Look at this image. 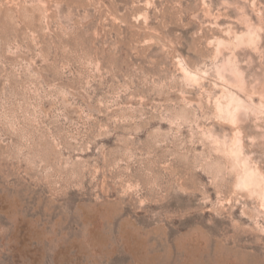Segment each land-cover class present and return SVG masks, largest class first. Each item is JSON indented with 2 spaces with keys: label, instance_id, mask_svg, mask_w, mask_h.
Listing matches in <instances>:
<instances>
[{
  "label": "rangeland",
  "instance_id": "obj_1",
  "mask_svg": "<svg viewBox=\"0 0 264 264\" xmlns=\"http://www.w3.org/2000/svg\"><path fill=\"white\" fill-rule=\"evenodd\" d=\"M226 91L264 106V0H0V264H264Z\"/></svg>",
  "mask_w": 264,
  "mask_h": 264
},
{
  "label": "bare ground",
  "instance_id": "obj_2",
  "mask_svg": "<svg viewBox=\"0 0 264 264\" xmlns=\"http://www.w3.org/2000/svg\"><path fill=\"white\" fill-rule=\"evenodd\" d=\"M205 13H206V11H205ZM253 29H255V28H253ZM252 30V29H251ZM251 30H249L248 32H247V42L248 43H250V42H252L253 40H252V35L253 34H255V33H253ZM260 30V29H259ZM258 31V30H257ZM237 32V31H236ZM243 36H245L244 34H243ZM253 36H256V35H253ZM239 37V36H238ZM258 37V36H257ZM238 39V38H237ZM259 39V38H258ZM219 41H220V39H218ZM218 41V45H217V49H219L222 45H223V42L222 41H220L219 42ZM238 41V40H237ZM227 42V41H226ZM225 41H224V44L226 43ZM232 42V41H231ZM235 42V41H234ZM229 43V42H228ZM233 43V42H232ZM236 43V42H235ZM243 43H245V41H243ZM230 44V43H229ZM238 44H240V42L238 41ZM231 45V44H230ZM237 45V44H236ZM251 45V44H250ZM235 46V45H234ZM226 46H224L223 48H225ZM233 47V46H232ZM231 47V48H232ZM238 47V46H237ZM227 48H229V47H227ZM235 48V47H234ZM237 49V48H236ZM220 50V49H219ZM223 50V49H222ZM215 52V51H214ZM215 54H216V52H215ZM231 56H232V54H231ZM227 60V59H226ZM227 62H228V60H227ZM230 64V66H231V64H233V63H229L228 62V65ZM183 67V66H182ZM227 67V66H226ZM231 67H233V66H231ZM227 69V68H226ZM232 69H234V68H232ZM248 69V68H247ZM228 70V69H227ZM226 70V71H227ZM233 71V70H232ZM192 72V71H191ZM185 73V72H184ZM258 73V72H257ZM239 75H240V73H238ZM235 75H237V73L235 74ZM186 76V75H185ZM240 76H242V75H240ZM189 77H190V75H189ZM211 77V76H210ZM219 77V76H218ZM187 78V77H186ZM222 78V77H221ZM184 79V78H183ZM237 79V78H236ZM239 79V78H238ZM240 80H241V78H240ZM243 81V80H242ZM223 82V81H222ZM238 82H240V81H238ZM243 84V83H242ZM213 85V84H212ZM237 85V84H236ZM236 85H235V87H236ZM238 85H240V83L238 84ZM228 86V85H227ZM243 86V85H242ZM220 87V86H219ZM223 87V86H222ZM223 91V90H222ZM205 92V91H204ZM227 92V91H226ZM226 92H224V93H226ZM242 92V91H241ZM240 93V92H239ZM222 94V93H221ZM254 96V95H253ZM224 97V96H223ZM252 97V96H251ZM245 98H248V97H245ZM225 101H224V103L223 104H218V102L216 103L217 104V111L216 112H218V114H219V116L220 115H222L223 117H225L228 121H229V123H236L237 122V118H238V116L240 115V113L241 112H246V113H248V111L250 112V111H256L257 109L258 110H260V108H262V107H264L263 105H262V102H260V100H262V99H259V101L258 100H256V99H254V98H251V104H244V102L239 98V97H237L235 94H233V93H230V92H227L226 94H225ZM250 99V98H249ZM247 101V100H246ZM263 101H264V99H263ZM215 103V102H214ZM264 104V103H263ZM215 106V105H214ZM264 109V108H263ZM257 110V111H258ZM261 111V110H260ZM260 111L259 112H257L258 114L260 113ZM245 113V114H246ZM251 113V112H250ZM249 113V114H250ZM257 113H255V114H257ZM217 114V115H218ZM218 120V119H217ZM220 120V119H219ZM222 120H225V119H222ZM236 121V122H235ZM220 122V121H219ZM218 122V123H219ZM225 122H226V120H225ZM224 122V123H225ZM222 123V122H221ZM236 133V132H235ZM238 133V132H237ZM213 139V138H212ZM233 139V138H232ZM237 140V139H236ZM238 141V140H237ZM239 142H241V141H239ZM235 144V143H234ZM233 144V145H234ZM232 145V146H233ZM239 145V144H238ZM219 146V145H218ZM217 146V147H218ZM231 146V145H230ZM240 147V146H239ZM230 148V147H229ZM219 149V148H218ZM227 149H225V151H226ZM232 150V149H231ZM242 150V149H241ZM228 152V151H227ZM239 152H240V149H239ZM229 153V152H228ZM230 154H232L231 155V159L233 160V158H235V160L237 161L239 158L237 157V156H233L234 154L235 155H237L238 154V146H234V149H233V151H232V153H230ZM247 154V153H246ZM241 155V154H240ZM244 155V154H243ZM232 156H233V158H232ZM240 157H242V156H240ZM230 158V157H229ZM229 161H230V159H228ZM235 160H233L234 162H236ZM245 160H247V159H245ZM242 161H243V158H242ZM245 162V161H244ZM233 163V162H232ZM247 164V163H246ZM245 163H243L241 166H242V170H241V168H239V166H238V168H239V170H241L242 172H240L241 173V175H239V173H238V175H239V178H238V181L235 183V185H237V186H239V187H245V189H246V187H253L254 188V190L253 191H259V193L262 195V196H264V177L262 178L261 176H263V175H260L261 173H258V171H257V169L256 170H252L251 168H249V166H247ZM236 165V164H235ZM233 166L234 165H231V167L233 168ZM228 169V168H227ZM236 172V171H235ZM234 186V185H233ZM237 186H234V188H236ZM239 187H237V188H239ZM236 188V189H237ZM242 190H243V188H242ZM249 190V189H248ZM245 191H247V190H245ZM253 191H251V193L253 192ZM256 196H258L257 195V193H256ZM259 197V196H258Z\"/></svg>",
  "mask_w": 264,
  "mask_h": 264
}]
</instances>
